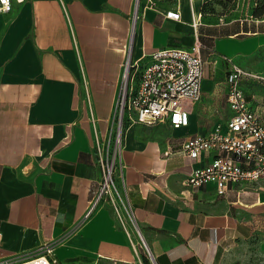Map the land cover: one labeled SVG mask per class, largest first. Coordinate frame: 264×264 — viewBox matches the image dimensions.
<instances>
[{"label":"crops","instance_id":"obj_1","mask_svg":"<svg viewBox=\"0 0 264 264\" xmlns=\"http://www.w3.org/2000/svg\"><path fill=\"white\" fill-rule=\"evenodd\" d=\"M11 1L0 13V261L49 243L58 264H144L142 243L110 200L84 218L102 178L96 137L112 125L126 52L145 61L156 49L189 46L193 14L209 0H192L193 11L189 0ZM167 9L183 20L166 18ZM197 31L204 75L189 124L127 117L123 125L117 188L153 264H228L239 243L264 236V178L232 183L223 195L213 182L187 186L192 168L215 152L191 159L182 150L188 137L229 119L233 64L264 73L234 59L264 46V18L201 15ZM248 85H264L240 82L250 105L264 109V93Z\"/></svg>","mask_w":264,"mask_h":264},{"label":"built area","instance_id":"obj_2","mask_svg":"<svg viewBox=\"0 0 264 264\" xmlns=\"http://www.w3.org/2000/svg\"><path fill=\"white\" fill-rule=\"evenodd\" d=\"M149 1L154 4V0ZM189 2L193 11V2ZM11 10V0H0V13ZM163 14L175 21L183 20L178 9H167ZM201 15L193 14L195 38L187 47H162L147 55L145 61L133 58L130 49L126 52L112 125L103 140L96 137L102 178L84 218H88L102 200L108 199L121 219L124 206L116 179L120 176L118 159L123 148V125L127 117L149 126L168 123L176 128L189 124L190 107L202 97L205 61L197 31ZM135 16L137 18V14ZM243 80L264 85V73L233 64L226 77L227 101L231 110L229 119L216 124L207 134L190 136L182 143L183 152L191 159L215 152L207 164L192 168L184 181L187 186L199 187L213 182L218 193L223 195L232 183L264 178V109L250 105L240 86ZM143 244L149 253L145 242ZM0 264H58V260L52 245L46 243L31 257L4 260Z\"/></svg>","mask_w":264,"mask_h":264},{"label":"rangeland","instance_id":"obj_3","mask_svg":"<svg viewBox=\"0 0 264 264\" xmlns=\"http://www.w3.org/2000/svg\"><path fill=\"white\" fill-rule=\"evenodd\" d=\"M249 12L250 3L247 0H237L235 8L228 11L227 16H225L224 19L226 21H230L231 23H236L240 18L248 16ZM234 59L236 62L244 66L264 71V46L260 47L252 54H239ZM247 88L249 91L264 93V88L257 85H248ZM224 105L225 104L223 102L218 103V105L213 108V111L215 112L214 114H223L225 111ZM218 110L222 113L218 112ZM103 128V130H105L106 127ZM121 213L131 228L134 237L142 243L144 264H153L150 255L142 242L141 233L139 232L137 223L129 215H127L125 210H122ZM83 260V258L72 259L70 264H80ZM228 264H264V236L257 234L254 237L239 243L233 249L230 258L228 259Z\"/></svg>","mask_w":264,"mask_h":264},{"label":"trees","instance_id":"obj_4","mask_svg":"<svg viewBox=\"0 0 264 264\" xmlns=\"http://www.w3.org/2000/svg\"><path fill=\"white\" fill-rule=\"evenodd\" d=\"M250 3V18H264V0H247ZM237 0H209L202 7V17L215 15L224 18L235 8ZM246 17V16H245Z\"/></svg>","mask_w":264,"mask_h":264}]
</instances>
